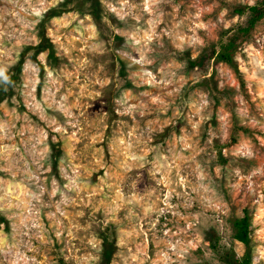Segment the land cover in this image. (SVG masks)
I'll return each instance as SVG.
<instances>
[{"label":"rangeland","instance_id":"1","mask_svg":"<svg viewBox=\"0 0 264 264\" xmlns=\"http://www.w3.org/2000/svg\"><path fill=\"white\" fill-rule=\"evenodd\" d=\"M257 1L0 0V264H264V22L181 63Z\"/></svg>","mask_w":264,"mask_h":264},{"label":"trees","instance_id":"2","mask_svg":"<svg viewBox=\"0 0 264 264\" xmlns=\"http://www.w3.org/2000/svg\"><path fill=\"white\" fill-rule=\"evenodd\" d=\"M241 16H246L247 20L244 25L236 26L226 30L220 39L218 48L201 55L197 58H185L181 63L188 64L189 67L207 70L213 61L233 67L236 54L241 51L244 44L251 37L257 27L264 22V0H258L255 5L236 10ZM43 40H47L43 36ZM47 47H45L46 49ZM49 49V48H48ZM16 77L4 79L3 85L11 82ZM2 98H0V102ZM233 239L246 247V252L242 257L234 255V259L230 264H254L253 242L254 229L252 217L246 211L245 214L237 218L232 223ZM104 255L105 262L110 264L115 252L114 243L109 238H104ZM59 264H68L64 258L59 259Z\"/></svg>","mask_w":264,"mask_h":264},{"label":"clouds","instance_id":"3","mask_svg":"<svg viewBox=\"0 0 264 264\" xmlns=\"http://www.w3.org/2000/svg\"><path fill=\"white\" fill-rule=\"evenodd\" d=\"M5 79H7V77H5Z\"/></svg>","mask_w":264,"mask_h":264}]
</instances>
